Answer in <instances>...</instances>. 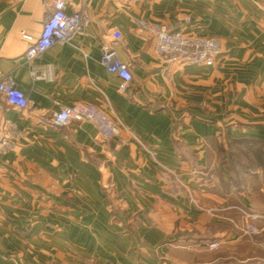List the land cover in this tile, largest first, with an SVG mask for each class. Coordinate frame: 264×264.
<instances>
[{
  "label": "crops",
  "instance_id": "0c3cea01",
  "mask_svg": "<svg viewBox=\"0 0 264 264\" xmlns=\"http://www.w3.org/2000/svg\"><path fill=\"white\" fill-rule=\"evenodd\" d=\"M51 1L0 0V74L36 109L0 94L13 139L0 152V264H264V168L232 155L264 146V0H65L87 23L35 60L48 76L33 79L25 36ZM139 19L217 38L220 52L211 66L165 63ZM104 43L132 74L123 93ZM77 101L109 105L145 147L87 121L53 126Z\"/></svg>",
  "mask_w": 264,
  "mask_h": 264
},
{
  "label": "built area",
  "instance_id": "2783aa9c",
  "mask_svg": "<svg viewBox=\"0 0 264 264\" xmlns=\"http://www.w3.org/2000/svg\"><path fill=\"white\" fill-rule=\"evenodd\" d=\"M65 0H52L48 5L41 30L37 37L26 35L30 42L24 58L29 65L30 76L33 79H45L47 68L35 64V60L42 57L44 52L58 42H70L73 36L80 33L87 23V16L82 11L67 12ZM138 30L147 32L154 39V52L165 63L189 64L211 66L220 52V41L214 37H198L185 34L182 31L171 30L166 24L152 22L145 19L138 20ZM112 43L120 39L119 31L114 30L110 34ZM110 43H104L101 47L99 62L109 73L118 78V93L125 92L132 80L129 68L116 55ZM0 94L8 106L25 111L27 115L35 114L32 102L26 94L20 90L13 78L9 75L0 74ZM87 121L97 127L104 140L116 139V146H120L130 140L136 141L145 147L140 138L132 132L114 113L108 105L107 109L99 108L93 104L77 101L63 105L51 116L53 126L61 127L70 122ZM6 129L13 131L14 126L8 124ZM13 145L12 136L2 137L0 128V152ZM254 218V215H249ZM243 231L248 234L257 233L258 229L251 223L244 226ZM219 245L213 241L207 244L209 249Z\"/></svg>",
  "mask_w": 264,
  "mask_h": 264
},
{
  "label": "trees",
  "instance_id": "16d2710c",
  "mask_svg": "<svg viewBox=\"0 0 264 264\" xmlns=\"http://www.w3.org/2000/svg\"><path fill=\"white\" fill-rule=\"evenodd\" d=\"M241 143H244L241 141ZM244 147V146H243ZM236 157L244 158V162L240 168L250 169L257 166L264 168V146L256 148L240 149L236 153L232 152ZM250 162V163H249ZM233 167V166H232Z\"/></svg>",
  "mask_w": 264,
  "mask_h": 264
},
{
  "label": "rangeland",
  "instance_id": "374dc122",
  "mask_svg": "<svg viewBox=\"0 0 264 264\" xmlns=\"http://www.w3.org/2000/svg\"><path fill=\"white\" fill-rule=\"evenodd\" d=\"M249 163H250V162H249ZM250 169H253V168H250ZM251 224H253V223H251ZM253 225H254V224H253ZM254 226H255V225H254ZM255 227H256V226H255ZM256 228H257V227H256ZM258 233H259V235L262 234L261 231L259 232V229H258V232H257V233H253V234H258ZM253 234H249V235H253ZM261 239H262V240H261V242H260V243H261V244H260V245H261L260 248H261V250H263V252H264V237H262ZM218 246H219V245H218ZM218 246H217V247H218ZM217 247H215V248H217ZM207 248H208V247H207ZM208 249H209V248H208ZM213 249H214V248H213ZM213 249H210V250H213Z\"/></svg>",
  "mask_w": 264,
  "mask_h": 264
}]
</instances>
